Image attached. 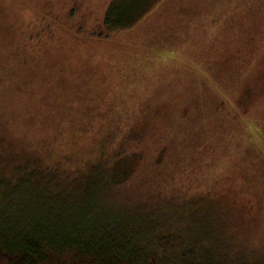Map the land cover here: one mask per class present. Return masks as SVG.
I'll return each mask as SVG.
<instances>
[{
	"label": "rangeland",
	"instance_id": "1",
	"mask_svg": "<svg viewBox=\"0 0 264 264\" xmlns=\"http://www.w3.org/2000/svg\"><path fill=\"white\" fill-rule=\"evenodd\" d=\"M110 1L0 0V86L33 103L25 119L22 107L9 112L3 128L71 181L94 165L99 181L119 162L123 182H95L101 211L218 204L226 223L168 229L184 224L202 254L200 238L217 224L243 252L239 263L264 264V185L249 173L264 157V0H201L193 16L195 0H157L133 27L106 32Z\"/></svg>",
	"mask_w": 264,
	"mask_h": 264
},
{
	"label": "trees",
	"instance_id": "2",
	"mask_svg": "<svg viewBox=\"0 0 264 264\" xmlns=\"http://www.w3.org/2000/svg\"><path fill=\"white\" fill-rule=\"evenodd\" d=\"M141 1L129 8L124 2L111 0L101 26L106 32L133 27L141 11H148L150 4L157 3V0ZM200 2L195 0L186 14L203 12L199 9L203 8ZM202 3L204 8L208 6L207 1ZM154 5L157 6L153 4L151 10ZM172 28L169 27L170 33L175 32ZM10 88L0 86V264H245L235 258L243 252L225 237L227 233L217 224L211 227V234L200 238L201 246L208 251L198 254L193 249L196 242H187L190 239L183 232L185 223H226L225 212L218 204L207 209L189 202L182 209L157 215L150 211L144 215L101 211L95 199L98 188L95 182L100 183L102 190L123 182L126 177L116 174L119 162L109 169L103 168L106 176H99V181L90 178L95 165L88 170L89 175L71 176L74 178L71 181L70 177H62L44 166L34 153L25 155L21 144L3 126L12 110L18 111L16 108L24 109L23 119L29 117L32 111L29 106L33 103L21 99L15 88L16 95L11 97ZM6 93L10 96L7 101ZM26 103L28 108L24 107ZM85 135L78 131L76 140ZM249 173L252 181L264 185V157L261 163L252 164ZM75 177L85 182L87 189L77 190L79 179ZM169 223L184 224L171 230Z\"/></svg>",
	"mask_w": 264,
	"mask_h": 264
}]
</instances>
